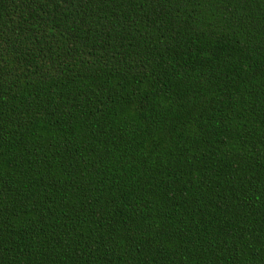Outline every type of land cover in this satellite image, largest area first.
<instances>
[{
  "label": "trees",
  "instance_id": "1",
  "mask_svg": "<svg viewBox=\"0 0 264 264\" xmlns=\"http://www.w3.org/2000/svg\"><path fill=\"white\" fill-rule=\"evenodd\" d=\"M0 264H264V0H0Z\"/></svg>",
  "mask_w": 264,
  "mask_h": 264
}]
</instances>
